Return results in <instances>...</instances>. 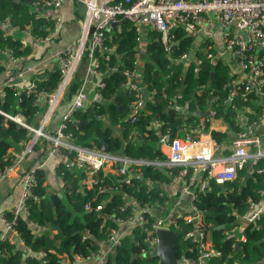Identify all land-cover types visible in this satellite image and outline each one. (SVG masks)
Returning <instances> with one entry per match:
<instances>
[{
  "label": "trees",
  "instance_id": "obj_1",
  "mask_svg": "<svg viewBox=\"0 0 264 264\" xmlns=\"http://www.w3.org/2000/svg\"><path fill=\"white\" fill-rule=\"evenodd\" d=\"M35 1L0 0V21L8 18L13 25L20 28L31 23L34 34H45L50 24L43 18H35L36 11L30 10ZM105 33L106 44H114V51L94 52L99 69L104 72V87L98 90L100 96L88 104L85 110L74 113L72 120L68 122V130L76 142L87 147L103 146L107 152L121 154L130 159L165 160V155L157 146L159 136L168 131L173 137L177 129L185 127L183 122L187 126H195L196 116L193 112L203 110L212 97H217L216 104L223 108L221 101L226 96L229 83L236 76V72H232L230 66L222 59L214 60L216 47L213 39L204 38L197 43L194 34L182 27L172 30V45L169 51L163 48L157 39L159 34L155 31H147L143 41L137 40L134 27L127 20L111 26ZM141 46L145 54L139 77L148 89L150 97L143 104L138 117L131 123L128 118L122 120L129 111L128 104L132 99L121 87L124 80L122 72L134 66ZM0 47L11 49L17 56H29L33 51L31 45H24L20 38L14 37L12 33H5L2 26ZM190 50H193L194 57L189 58L188 64L185 65L180 56L188 54ZM107 54L109 56L106 59ZM208 54H211V57ZM196 60L200 62L196 64ZM86 63L85 53L64 94V103L71 99L79 87L84 74V71L80 70ZM3 71L4 66L0 63V73ZM212 72L213 77L207 86ZM58 80L57 71H47L43 78L39 76L37 83L39 88L52 91L56 88ZM6 93L5 101L0 103V107L6 112L22 114L30 121L39 111V107L32 104V96H26L24 93L17 95L7 87ZM174 102L184 108L185 114L172 108ZM239 102L240 99L236 101L238 105ZM243 104L250 109L247 113L249 119H257L264 107V99L260 94L252 92ZM154 120L159 122L157 129L151 126ZM117 124L121 126L122 138L112 134L113 126ZM211 134L217 139L216 132ZM27 136L25 128L12 120H5L0 115L2 167L11 162L9 158L3 160L8 148L17 146V142ZM46 145L47 141L39 140L29 156L32 160L28 162V157L26 164L41 163ZM72 157L73 152H70L68 159ZM250 167L246 164L237 169L236 178L222 184L208 179L205 191H199L198 185L193 186L196 197L192 203L201 213L199 228L205 233L204 240L209 241L210 249L221 252L218 257L211 256L210 262L214 264H236V261H240L239 264H258L257 261L264 257V215L256 225H246L243 230L245 241L240 243L239 250H234L236 236L232 229H238V219L247 210L249 202L260 199V190H264V157L259 158L252 166L262 167L263 170L251 172L252 176L241 184ZM138 169L142 177L135 175L130 179V183L123 182L120 175L99 171L95 175L97 182L87 188L85 184L81 185L85 178L84 173L71 166L53 167L62 184L59 195L47 190L44 184L46 172L43 167L37 168L38 186L35 192L40 195V199L29 201L27 214L19 215L14 224L23 247H18L12 241L1 242L0 264H74L72 262L75 254L86 256L90 251L99 248L101 242L107 239V228H118L120 224L116 219L127 220L133 215L136 206L145 204L157 209L163 207L169 197L161 185L169 184L172 179L169 172L175 174L178 167L160 169L153 164H143L138 166ZM192 173L189 168L188 175ZM108 186H118L119 189L108 190ZM131 196L133 201L121 210L120 207ZM100 202L103 203L101 210H95L94 206ZM85 203H89V209H84ZM4 215L6 219L12 217L11 212H5ZM220 225L222 227L218 228ZM193 227V223L186 221L183 216L175 218L174 224H171V229L177 234L174 245L176 256L183 255L188 263L197 264L199 242L185 235L186 231ZM34 228L37 229L36 232ZM86 233L89 235L86 236ZM144 238L145 231L140 226H135L121 238V245L109 252L101 264H156L157 257L149 256L148 252L139 256L141 249L146 248ZM38 251L43 252L42 257L37 255Z\"/></svg>",
  "mask_w": 264,
  "mask_h": 264
},
{
  "label": "built area",
  "instance_id": "obj_2",
  "mask_svg": "<svg viewBox=\"0 0 264 264\" xmlns=\"http://www.w3.org/2000/svg\"><path fill=\"white\" fill-rule=\"evenodd\" d=\"M66 1L70 0H36L34 2L35 18H43L50 24L45 34H34L31 23L20 28L18 25H13L8 18L0 21V26L5 27V33L20 34L22 41L21 37L27 36L31 44H37L40 47L49 46L62 27L63 18L58 10ZM75 1H81L86 6V16L77 39L51 50L48 47L49 51L47 50L45 55L17 56L11 49L0 47V63L4 66V71L0 73V76L3 75L0 81V103L5 101L7 87L17 95L24 93L26 96H32V104L39 107V111L30 121L22 114L6 112L0 107V115L5 120L14 121L25 128L28 133L26 139L17 142L19 148L17 151L4 155L3 160L9 158L11 162L4 167L0 164V179L4 178L8 171L18 168L21 185L18 203L11 209V219H6L4 214L0 215L3 225L0 230V243L12 241V235L18 237V241L22 243L14 229V224L19 215L27 214L29 201H39L40 195L35 192L38 186L36 170L48 160L53 162L54 167L71 166L84 173V179L90 186L97 182L95 175L99 171L120 175L123 182L130 183L133 176L142 177L138 166L153 164L166 168L178 167L175 174L169 173L173 177L184 180L182 193L191 198V213L184 218L194 225L193 229L186 231L185 235L199 242L200 248L196 263L214 264L209 261L211 256L218 257L221 252L208 250L205 245V233L199 228L201 213L192 203L196 197L193 186L198 185L199 191H205L208 179H213L219 184L234 180L237 169L246 164L251 166L250 172L263 170L262 167H252L259 158L264 157V151L261 149L259 136L251 127L233 139L234 150L229 155L217 158L213 156L212 151L218 150V146L209 147L204 144L199 149L191 148L194 140L190 136L186 134L183 138L172 137L166 131L159 136L158 143L168 147V159L147 161L107 152L103 146L87 147L79 144L68 130V122L72 120L76 111L85 110L90 89L97 91L95 92L96 98L100 96L98 90L104 87L102 79L104 72L99 69L94 52L96 50L101 53L114 51V44H106L105 32L122 20H127L132 24L137 40L141 41L147 31L157 32L159 34L157 39L166 51L171 48V32L174 28L182 27L192 34L205 24H210L219 30L221 44L244 73L243 78L229 83L228 92L221 101L222 105L232 107L238 99L245 101L249 94L256 93V91L264 99V0ZM85 53L87 63L79 87L65 108L59 112V106L64 101V94ZM108 56V54L105 55V58L107 59ZM208 56L211 57V54ZM188 59L186 53L180 56V60L184 63H188ZM46 60L52 63L48 72L57 71L59 74L57 86L52 91L39 88L37 83L39 76L41 78L46 76V72L38 68V65ZM199 62L200 60H196V64ZM139 72L140 67L137 61L131 69H125L122 72L124 80L121 87L132 96L128 104V119L131 123L138 117L144 104L141 92V87L144 85L141 83ZM42 73L43 76H41ZM56 114H60L58 121H56ZM260 116L264 117V107ZM248 122L254 125L257 120L248 119ZM39 140L47 141L43 160L36 165H27L26 160L33 153V146ZM247 147H252L253 151H248ZM70 152H73V157L68 159ZM189 168L193 171L190 175H188ZM198 172L203 175L201 179H197ZM107 188L114 191L119 189L118 186ZM260 194V199L250 201L247 210L242 215L247 224L256 225L264 215V190H260ZM131 201H133L132 196L125 200L120 207L121 210H124ZM102 204V202L98 203L94 209L101 210ZM83 207L89 209L90 205L85 203ZM164 211L163 207L157 209L145 204L141 207L136 206L133 215L127 220L116 219L120 224L118 228H107V239L101 242L99 248L90 251L86 256L75 254L72 263L101 264L109 252L121 245V238L130 233L135 226H140L145 231L146 248H142L140 252V255H145L157 242L155 230L171 228V224H174L170 210ZM88 235L86 233V236ZM240 240L244 242L245 237L242 236ZM37 255L42 257L43 252L38 251Z\"/></svg>",
  "mask_w": 264,
  "mask_h": 264
},
{
  "label": "crops",
  "instance_id": "obj_3",
  "mask_svg": "<svg viewBox=\"0 0 264 264\" xmlns=\"http://www.w3.org/2000/svg\"><path fill=\"white\" fill-rule=\"evenodd\" d=\"M97 1L106 2L108 0H97ZM30 10L34 11L33 5L31 6ZM58 12L61 14L63 18V24L58 33V36L52 41V43L49 46L46 45L45 47H40L37 44H31L30 39L27 36L21 37L23 39L22 42L25 45L32 46L33 51L31 55H35V54L45 55V53H47L48 47L55 48L60 45L72 42L73 40L79 37L81 32L82 22L86 16L85 4L81 1H75V0L66 1L60 7ZM192 34H194L197 43L202 41L204 38L213 39L214 45L216 47L215 55L213 56L214 60L222 59L225 63H227L230 66L232 72H236V76H234L231 79V81L244 77V73L239 68L235 70L232 67V65L229 64V54L224 48V46L221 44L220 34L218 29L212 26H209L208 28L206 27L205 24L201 29H199L198 31ZM13 35L16 38H20V34H13ZM51 64L52 63L50 60H46L43 63L39 64L38 68L41 69L42 71L47 72L51 69ZM184 64L187 65L188 63H184ZM233 74L234 73H232V75ZM2 76H0V81L3 79ZM95 99H96L95 92L92 89H90V95L87 104H91ZM216 101H217V97H212L203 110L194 111L193 115L196 116V119L194 120L195 126L192 127L191 125L187 126L183 122L182 125L185 127L183 128L181 127L177 129L173 137L183 138L187 134L194 140V143L192 144L193 146L191 148L199 149L204 144L208 145L209 147L216 145L218 146V150H213L212 154L214 157L217 158L220 156L229 155L234 150V147L232 145L233 139L239 133H242L245 130H247L248 127H251V129H253L255 133L259 136V139L261 141V149L264 151V117L259 116L257 119H254L257 120V123L251 125V123L248 122L249 117L247 115L250 109L248 108L247 105L243 104L244 103L243 100H240L239 102L240 105L235 103L230 108L226 106L221 108L222 106L216 104ZM172 108H174L181 114H185L184 108H181V106L178 105L177 102L173 103ZM62 110H59V112H61ZM59 115L60 114H56V121H58ZM127 118H128V113L123 117L122 120H125ZM151 126L152 128L157 129L159 126V122L157 120H154L151 123ZM121 130L122 129L119 124L114 125L112 129V134L118 138H122ZM211 132H216L218 134L217 139L212 137ZM157 146L159 147L160 151L165 155L166 159H168V154H169L168 147L166 145H160L159 143H157ZM18 149H19L18 146H11L10 148H8V151L6 153L11 154L17 151ZM247 149L248 151L250 150L253 151L252 147H247ZM31 160L32 159H30L29 157L28 162ZM42 167L46 172V181L44 182V184H46L47 190L49 192L52 193L55 192L61 195L62 184L60 178L57 177L54 173L53 162L48 160L46 163L43 164ZM170 176L172 179L169 182V184L161 185V187L169 197V200L165 201L163 207L165 211L170 210V216L172 217V219H175L180 216L186 217L188 214L191 213L190 210L191 198L189 195H185L182 193L181 189L185 185L184 180L178 179L175 176L173 177V175L171 174ZM202 176H203L202 173L198 172L197 179H201ZM82 183L85 184L87 188L90 187L88 181H85V179L81 181V185ZM20 191H21L20 172L18 168H14L8 171V173H6V176L4 178L0 179V215L4 214L5 212H11V209L14 206H16V204L18 203L20 197ZM237 224L239 225L238 229H232V232L236 236V240L237 239L240 240V238L244 236L243 230L246 227L247 223L244 217L241 216L238 219ZM2 228L3 225L2 222L0 221V230H2ZM34 231L36 232L37 229L34 228ZM51 233L53 234L54 231H52ZM262 240L264 241V236ZM12 241L16 243L18 247H23L22 243L18 241V237H16L15 235H12ZM205 242L207 249L212 250L210 249L209 241L205 240ZM263 258L264 257H262L261 259ZM235 263L239 264L241 262L236 261ZM257 263L264 264V261L261 262L257 261Z\"/></svg>",
  "mask_w": 264,
  "mask_h": 264
},
{
  "label": "water",
  "instance_id": "obj_4",
  "mask_svg": "<svg viewBox=\"0 0 264 264\" xmlns=\"http://www.w3.org/2000/svg\"><path fill=\"white\" fill-rule=\"evenodd\" d=\"M194 52L193 50H190L188 52V57L190 59H192L194 56ZM175 60H173L174 62ZM229 64L232 65V67L237 70L238 67L235 64V62L233 61L232 57L229 55ZM41 76H43V73L41 74ZM213 77V72L210 75V78L207 82V86L210 84L211 79ZM141 92H142V98H143V102L145 103L148 99L149 96V91L146 88V86L141 87ZM257 93V91H256ZM81 123H78V125H80ZM160 169H163L162 167H160ZM252 176V173L249 171L242 179L241 184H244L248 178H250ZM140 177V176H139ZM221 188H223V185H221ZM222 225L218 226V228H221ZM155 235L157 237V242L155 244V246L148 252L149 256L152 257H157V262L156 264H188L187 259L182 255L180 257H177L175 254V241L177 239V234L176 232L171 229V228H158L155 230ZM240 240H235L234 243V250H238L240 247ZM139 256H141L139 254ZM134 257V255L132 256V258ZM264 261L263 259H260L258 262ZM204 263L206 261H203Z\"/></svg>",
  "mask_w": 264,
  "mask_h": 264
},
{
  "label": "rangeland",
  "instance_id": "obj_5",
  "mask_svg": "<svg viewBox=\"0 0 264 264\" xmlns=\"http://www.w3.org/2000/svg\"><path fill=\"white\" fill-rule=\"evenodd\" d=\"M209 26H211V25H210V24H206V27L209 28ZM143 38H144V37H143ZM51 43H52V42H51ZM51 43H50V44H51ZM50 44H49V45H50ZM51 49H52V48L50 47L49 50H51ZM49 50H48V51H49ZM144 53H145V52H144L143 46H141V47H140L139 54H138V56H137V62H138L139 67L141 66V63L143 62V61H142V58H143V56H144ZM41 55H42V54H41ZM85 67H86V65H85L84 67L81 68L80 72H83V71L85 70ZM89 95H90V94H88V96H89ZM92 95H93V93H92ZM66 104H67V103H64V102L61 103V105L59 106V109H58V110H62V109H64L65 106H66ZM250 151H252V150H250Z\"/></svg>",
  "mask_w": 264,
  "mask_h": 264
}]
</instances>
